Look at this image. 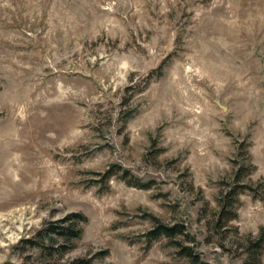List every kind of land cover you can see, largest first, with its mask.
Returning <instances> with one entry per match:
<instances>
[{
	"label": "rangeland",
	"instance_id": "rangeland-1",
	"mask_svg": "<svg viewBox=\"0 0 264 264\" xmlns=\"http://www.w3.org/2000/svg\"><path fill=\"white\" fill-rule=\"evenodd\" d=\"M156 218L210 264L254 260L264 0H0V264H189Z\"/></svg>",
	"mask_w": 264,
	"mask_h": 264
},
{
	"label": "trees",
	"instance_id": "trees-1",
	"mask_svg": "<svg viewBox=\"0 0 264 264\" xmlns=\"http://www.w3.org/2000/svg\"><path fill=\"white\" fill-rule=\"evenodd\" d=\"M125 173L126 175L128 174L127 171ZM111 174L112 172L108 171L107 174H105V177L109 179L112 176ZM130 185L139 188H148V185H139L137 183H130ZM250 188V186L244 184L239 187H234L233 191L228 192L226 195L222 196V198L220 199V220L224 219L225 222L228 223L237 218V203H239V195L241 194V192H244L246 189ZM229 208L233 209V211H229ZM73 218L76 220V218L82 217L76 215ZM69 220L72 219L68 218L66 220H63L62 222H60L61 224L52 223V230H59L58 234L65 238H80L82 234L81 230L76 229L74 224L65 225V223L69 222ZM146 236L149 239L150 245L160 238H167L171 240L173 244L180 249V254L185 257V259H187L189 264H210L209 262L201 259V257L197 254L194 246L192 247L184 244L186 240L197 243L196 238L191 235L184 224L176 223L174 225H168L156 218L154 219V227L148 231ZM28 242H31L33 244V241L31 240H28ZM249 247V255L250 257H254V260L251 262V264H261V256L264 250V233L261 234L258 240L251 241ZM82 264L92 263L91 261H83Z\"/></svg>",
	"mask_w": 264,
	"mask_h": 264
}]
</instances>
